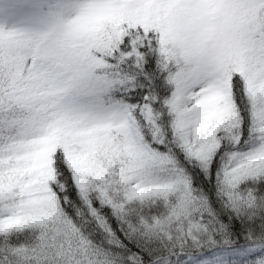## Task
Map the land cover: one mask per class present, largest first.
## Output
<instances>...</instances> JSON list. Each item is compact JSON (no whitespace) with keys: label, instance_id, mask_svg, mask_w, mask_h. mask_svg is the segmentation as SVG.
Listing matches in <instances>:
<instances>
[{"label":"snow or ice","instance_id":"snow-or-ice-1","mask_svg":"<svg viewBox=\"0 0 264 264\" xmlns=\"http://www.w3.org/2000/svg\"><path fill=\"white\" fill-rule=\"evenodd\" d=\"M0 264H264V0H0Z\"/></svg>","mask_w":264,"mask_h":264}]
</instances>
